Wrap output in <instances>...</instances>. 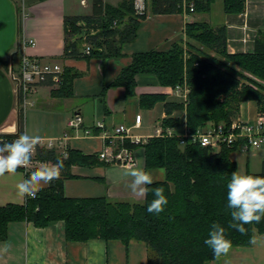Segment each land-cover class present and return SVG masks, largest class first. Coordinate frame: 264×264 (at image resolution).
<instances>
[{
  "label": "trees",
  "instance_id": "16d2710c",
  "mask_svg": "<svg viewBox=\"0 0 264 264\" xmlns=\"http://www.w3.org/2000/svg\"><path fill=\"white\" fill-rule=\"evenodd\" d=\"M148 1L152 14L183 10L182 0ZM189 1L194 10L188 14L208 12L214 2ZM222 10L226 15L244 14L246 0H223ZM144 18L134 16L132 0H121L116 6L94 0L90 15L64 18L63 55L120 57L123 44L135 39L137 27ZM201 18L187 20L184 41L174 44L170 50L132 55L130 63L122 68L113 83L123 87L128 95L134 94L135 77L139 74H152L164 88L187 85L185 106L167 102L164 93L141 94L139 104L151 108L157 102H164L167 115L184 110L185 123L191 131L208 124L228 125L238 117L239 105L244 101H255L258 110L264 112V29L256 32L250 51L229 53L226 26H214ZM81 39L86 41L89 54L81 50L78 44ZM74 76L75 73L64 68L61 83L51 94L71 96ZM19 116L18 132L0 135V141L12 142L23 133L21 111ZM178 123L179 119L166 117L162 127H174ZM124 145L142 148L145 168L160 169L164 173L162 180L148 186L150 190L143 201H113L106 196L70 198L64 195L61 181L54 180L35 199L28 198L23 205L0 206V241L7 238L11 222L25 221L42 228L62 221L68 242L100 239L128 245L134 241L147 247V264H214L225 256L217 260L204 244L212 223L225 227L226 236L232 241L231 250L250 248L251 239L264 236V218L259 223L245 225L246 235L228 227L231 210L227 208L226 185L231 174L238 171L232 157L238 150L237 144L212 151L193 144L180 147L176 138L151 137L142 145L129 141ZM34 159L51 163L64 160L61 174L67 177L72 165H91L97 161L94 155L68 151L63 157L55 149L46 148H37ZM245 174L264 176V161L260 172L246 171ZM156 187H162L168 199L159 215L147 211L154 199L151 189Z\"/></svg>",
  "mask_w": 264,
  "mask_h": 264
},
{
  "label": "crops",
  "instance_id": "0c3cea01",
  "mask_svg": "<svg viewBox=\"0 0 264 264\" xmlns=\"http://www.w3.org/2000/svg\"><path fill=\"white\" fill-rule=\"evenodd\" d=\"M93 1L0 0V135H13L18 132L21 111L23 133L27 131L29 134L40 135L42 140L65 137L62 149L65 148L67 154L68 151H78L83 155L96 157L106 141L100 138L102 130L94 127L95 121H101L104 129L108 131L118 125H125L129 128L130 135L145 137L152 135L166 117L179 121L185 118L184 110H174L167 115L164 102H157L151 108L140 106L141 94L164 93L167 102H181L172 88L161 87L152 74H139L135 77L136 86L132 95H128L123 87L113 86V83L122 68L130 63L132 55L170 50L174 44L184 41L187 20H197L200 16L186 15L184 10L181 13L152 14L148 1L149 10L137 27L135 39L123 44L120 57H65L64 18L90 15ZM102 1L116 6L121 0ZM81 9L87 11L80 12ZM244 22L252 35L264 29V0H246L244 14L224 15L223 24L227 29L229 53L252 49L254 37L252 43L242 42L241 28ZM29 39L34 41V46L23 47L24 40ZM85 43L84 39L78 42L81 50H85ZM22 54L42 62L58 64L62 69H70L75 73L72 95L53 96L51 91L56 88L45 85L32 96V105L21 108L9 70L19 66ZM259 112L255 101H244L239 105L237 119L253 122ZM75 114L82 117L83 124L78 129H69L66 121ZM136 115H140L139 126L134 123ZM84 129H89L91 135L84 136ZM134 152L135 167L148 171L154 182L164 178L160 169L145 168L142 148H136ZM252 152L246 155L245 171H248ZM239 153L238 150L234 151L232 156L242 154ZM262 161L264 155H261L258 170H253V173L260 172ZM43 163L51 162L33 159L27 168H19L15 175L5 174L0 177V206L25 204L28 198L18 194L16 185ZM127 169L101 163L97 159L91 165H72L68 177L61 174L56 180L61 181L66 197L106 196L113 201L141 202L145 196L137 197L127 188V184L131 182V178L124 175ZM50 184L42 185L40 190L48 188ZM255 240L256 243L250 248L230 250L219 264H264V236H257ZM6 245L8 251L3 252ZM147 259V247L139 242L132 241L128 245L100 239L68 242L62 221L42 228L25 221L11 222L7 229V238L0 241V264H147Z\"/></svg>",
  "mask_w": 264,
  "mask_h": 264
},
{
  "label": "built area",
  "instance_id": "2783aa9c",
  "mask_svg": "<svg viewBox=\"0 0 264 264\" xmlns=\"http://www.w3.org/2000/svg\"><path fill=\"white\" fill-rule=\"evenodd\" d=\"M182 1L184 13L186 15L192 13L194 10L193 3L189 0ZM132 8L134 16H146L148 11L147 0H132ZM22 15H25L23 11ZM241 29L243 35H246L249 31L246 22L243 23ZM242 42L247 43V39L243 38ZM25 46H34V41L30 39L24 40L23 47ZM84 51L85 54H89V47L86 46ZM62 74L63 69L60 65L42 62L39 59L29 58L22 54L19 66L9 70V76L14 84L17 101L21 108L33 104L31 98L42 86L48 85L57 88L61 83ZM172 90L180 97V103L185 106L189 91L187 85H177ZM134 123L135 126L140 125V115L135 116ZM82 124L83 119L77 114L70 116L66 121V126L69 129H78ZM94 127L102 130L99 136L103 141H106L102 150L96 154L97 159L106 164H114L123 168L136 165L134 149L126 147L124 145L125 141L142 145L151 137L176 138L180 147L193 144L212 151L218 150L223 145L232 147L236 144L238 152L244 154L252 150L264 149V112H259L253 122L236 118L228 125L224 123L208 124L196 131H191L187 127L185 118L174 127L167 126L164 128L161 122L152 135L145 137L130 135L129 128L125 125H118L108 131L104 129L101 121H95ZM83 135L86 137L90 136V130L84 129ZM64 139L65 137L56 140H41V144L37 148L55 149L61 156L66 157V149H62L64 147Z\"/></svg>",
  "mask_w": 264,
  "mask_h": 264
},
{
  "label": "clouds",
  "instance_id": "9594fccd",
  "mask_svg": "<svg viewBox=\"0 0 264 264\" xmlns=\"http://www.w3.org/2000/svg\"><path fill=\"white\" fill-rule=\"evenodd\" d=\"M41 140L40 135L25 131L12 142L0 141V177H4L5 174L15 175L19 168H27L32 163ZM63 168L64 160L61 159H57L55 163L41 164L30 176L17 183L18 194L35 199L42 185H48L60 178ZM124 175L131 178L127 188L137 197L146 196L150 190L148 186L154 183L153 176L142 167L130 166ZM226 187L227 208L231 210L228 227L241 235H246L248 230L245 225L259 223L264 218V176L234 171ZM151 191L154 199L148 205L147 211L159 215L165 210L168 199L162 187H156ZM250 243L255 244L256 240L251 239ZM204 244L212 250L217 260L221 256H226L232 248V241L226 236L225 227L218 222L211 224ZM2 251L7 252L8 246L6 245Z\"/></svg>",
  "mask_w": 264,
  "mask_h": 264
},
{
  "label": "rangeland",
  "instance_id": "374dc122",
  "mask_svg": "<svg viewBox=\"0 0 264 264\" xmlns=\"http://www.w3.org/2000/svg\"><path fill=\"white\" fill-rule=\"evenodd\" d=\"M108 2H114V0H107ZM222 1L223 0H214V2L211 4V8L208 12H200L196 13L195 15H199L200 18L204 21L209 22L212 25H221L223 24V19H224V13L222 10ZM147 10L148 6H147ZM87 10H82L80 12H86ZM256 35V34H255ZM255 35H252L251 32H247L246 35H242V39L246 38L247 43L251 42L252 43V38L255 37ZM253 152L250 154L249 157V165H248V172L253 173L252 171L258 170L259 167V160H261V155H264V149L262 150H252ZM256 153V154H255ZM240 154V153H239ZM246 154H240V155H233L234 159L238 163L239 170L241 174H245V168H246ZM162 171V170H160ZM215 264H219V262H216Z\"/></svg>",
  "mask_w": 264,
  "mask_h": 264
}]
</instances>
